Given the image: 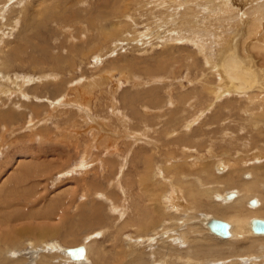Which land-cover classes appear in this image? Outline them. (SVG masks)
<instances>
[{
    "label": "rangeland",
    "instance_id": "1",
    "mask_svg": "<svg viewBox=\"0 0 264 264\" xmlns=\"http://www.w3.org/2000/svg\"><path fill=\"white\" fill-rule=\"evenodd\" d=\"M20 1L5 2L1 20L11 23L0 30V49L15 42L0 55V202L6 200L0 205L6 226L0 227V251L20 264H37L46 255L49 264H71L69 255V260L65 254L57 256L55 244L63 250L91 247L86 264H129L137 256L135 250L146 257L144 264H264V254L241 256L230 247L222 248L226 256L208 255L216 259L176 261L186 254L179 236L164 244V235L142 238L134 227L140 215L147 217L145 187L160 193L157 188L164 181L156 176L158 167L183 166L187 160L182 147H172L176 136L183 137L180 144L185 145L214 143L212 151L207 149L212 157L207 154L202 160L209 165L220 160L218 165L224 167L243 159L264 163V116L254 131L259 132L254 150L245 152L237 143L233 145L239 150L218 146L232 141L221 132L236 134L242 125L248 127L240 111L251 100L223 97L228 88L216 67L227 36L243 20H252L256 33L244 37L245 46L259 48L264 70V18L253 20L264 14V0H27L17 5ZM12 5L18 7L10 14ZM20 6H26L25 14ZM247 9L255 12L247 14ZM110 32L116 36H106ZM206 86L211 87L210 97ZM91 89L85 105L79 94ZM184 94L190 96L183 99ZM256 104L260 107L264 100ZM173 154L177 157L171 158ZM192 157L184 170L194 172L201 164ZM149 175L157 185L141 182ZM129 199L133 204L127 219ZM247 207L252 211L249 220L261 218L253 211L259 204ZM197 222L206 236L213 235L204 219ZM41 230L47 234L39 235ZM212 237L214 246L221 243ZM164 245L179 248L181 254L171 251L166 262ZM4 258L0 256V264H9Z\"/></svg>",
    "mask_w": 264,
    "mask_h": 264
},
{
    "label": "bare ground",
    "instance_id": "2",
    "mask_svg": "<svg viewBox=\"0 0 264 264\" xmlns=\"http://www.w3.org/2000/svg\"><path fill=\"white\" fill-rule=\"evenodd\" d=\"M6 1L7 0H0V30L2 28H5V26H7V24L11 23V19L7 24L2 22V20H1L3 13H4V9L7 8V7L5 8V5H4ZM26 1L27 0H21L20 2H18L17 5H20V4L22 5V3L26 2ZM178 4H180V3H178ZM17 5H12V8L10 9V14L16 12L13 9H16L18 7ZM190 5H192V4H190ZM19 8H22L21 14H23V13L25 14L26 6H20ZM8 11H5V12H8ZM247 11H248L247 14H249L250 12H252V13L255 12L254 10H250V9L249 10L247 9ZM262 11H264V8L262 9ZM6 15H8V14H6ZM243 15H245V14H243ZM262 15H264V14H262ZM262 15H258V16L255 15L256 17L253 20L260 22L261 20H259V19L264 18ZM6 18L8 19L9 17H6ZM71 18H74V17H71ZM242 22L243 23L240 26H237L236 30L233 32L231 37L227 36V39H225L226 42L224 43L225 46H222L219 49V51L217 53V61H216L217 66L216 67L218 69L219 74L223 77L222 79L225 80V82L227 84V88H228V90H226V87H225V89L222 88L223 92H224L223 97L232 96V95H234V96L240 95V96H238V98L241 97V98H246V99L251 100V102H250L251 105L247 106L243 110L241 109V111H240L242 114L245 115V116H242V118H245V117L248 118L247 119L248 124H246V125H248V127H245L242 125L236 134H234L233 132H231L229 130H227L223 133L221 132L222 135H225L224 136L225 138H226V134L228 136L230 135V138L232 141H230V143H219L218 146L221 147V150H225L228 148L229 149L231 148L234 150H239L238 147L233 145V143H237V144L241 145V149H244L243 151L250 152V151L254 150L255 147L259 146V144H258L259 142L257 141V137L259 136V132L256 135H254V131L259 130V126L263 125L262 122H263V116H264V113H263L264 112V104L259 107L256 104V101L260 98L264 100V70L262 69V66H261V63H262L261 60L262 59L259 60V58H258L259 55L257 54L259 52L258 51L259 48L252 45L250 50H249L248 46H245L244 37L246 36V38L248 39L249 35H251L252 32L256 33V32H254L255 30H252V28H253L252 20L249 23H248V21L244 22V20ZM244 26H246V27H244ZM263 26H262V29H263ZM240 27H242V30L240 29ZM238 28L240 29L239 31H238ZM95 32H96V30H95ZM111 32H113V31H111ZM111 32L106 34V36H109L110 34H112ZM102 33H106V31H103ZM113 36H116V35H113ZM83 40H85V39H83ZM222 41L223 40L221 39V42ZM14 43L15 42H13V43L9 42L4 47H2V49H0V53H1L0 55L3 56V54L6 53V51L3 50V48H9V47H11L12 44L14 45ZM25 48L27 50L28 45H25ZM13 50L15 51L14 47H13ZM86 50H85V52H86ZM256 51H258V52H256ZM248 52L251 55H249ZM82 53H84V52H82ZM215 55H216V53H215ZM84 56L86 57L87 54ZM17 57L18 56H16L15 59H17ZM15 59L13 58V61ZM10 62H11V60L9 59V61L5 64H9ZM216 62H213L214 63L213 64V70H216V67H215ZM5 64L2 66H5ZM131 79L132 78H128L127 81L131 80ZM96 82L99 83L98 81H96ZM97 83H96V85H97ZM95 87H93V88H95ZM19 90H21V89H19ZM210 90H211L210 86H206V90H204V92L207 93V95L209 97H210ZM91 92H92V89H91V91L87 90L85 93L79 94V97L81 99L84 98L86 100L84 102L85 105L89 104L88 97L91 96V94H92ZM189 96H190V94H186V95L184 94V96H181V97L183 99H186ZM87 101H88V104H87ZM247 102H248V100H247ZM226 108H229V106H226ZM212 109H213V106H211L209 109H207V111L212 110ZM201 115H203V113ZM14 117H15V115H14ZM214 119H216V118H214ZM8 130H9L8 128H4L5 132H7ZM183 139H184L183 137L176 136L173 138V141H171V142H173L172 147H179L180 146L183 148V149H181L182 153L183 154L185 153V155L183 157L185 159H187L185 161V163L183 164V166L176 165L175 167L168 168V167H165V165H164L162 168L158 167L156 176H160L159 178H161L164 181V182H161L162 184L159 183V186L157 188V192H160V193L153 192L152 187H145L146 192H145V197L143 198V202L146 204H145V211L143 213V216H147V217H141V215H140V221L138 223L135 222L136 226H134L137 229V231L140 230V232H141V235L139 237H142V238L148 237L149 238V235H151V236L154 235L155 237L157 235H164L167 239L164 241V244H167V241H169L168 239H171V241L174 240V239H172L173 238L172 235L179 236L180 237L179 241L183 240V242H184L182 247L184 246L186 248V254H184V256H181L182 258L178 257V256L175 258H176V261L177 260L182 261L184 258H187L188 260L185 259L186 262H184V263H188L190 261L195 262V261L206 260V259H216V258H208V255H211V256L221 255L222 257H223V255L226 256V254L223 253L224 251L222 252V250H223L222 248H227V247H230L231 249H233V251L235 253H237L238 255H241V256L264 254V235H256L253 233H251L252 236L250 235V231H251L250 222H251V220H253V219L264 220V163H261L259 165H254V164H251L250 161L248 163L247 159H243L241 162L225 164V166L228 168L227 173H226V171H224L225 166L222 167V166L218 165L222 162L220 160L217 162L215 161L213 164H210V165L207 164V162H205V161L202 162V160H205V157L207 154H209L210 158L212 157L211 153L207 149H211L210 151H212L214 149L212 147L215 146L214 143L209 145V147H211V148H209L207 146L204 147L202 144H196V143L186 144V145L180 144L181 140H183ZM218 146L216 145L217 148H218ZM164 147L168 148V145H165ZM203 151H204V153H203ZM177 154H173L174 156L173 155H170V156H171V158H175V157H177ZM256 154H258V153H256ZM192 155L196 156V160L193 163L197 164L198 160L201 163L200 165H198V167L194 168V170H195L194 172L191 170H184L186 167H189V166H186L187 162L189 163L188 160H190V161L194 160ZM260 156L257 158H261ZM223 158H225V157H223ZM228 159H230V158H228ZM22 162L23 161H18L16 163L22 164ZM108 162L109 161H107V163ZM254 162H255V160H254ZM179 165H181V164H179ZM192 166H194V165H191V167ZM20 167L23 168V164L20 165ZM163 170L167 171V173H169V172H171V173L173 172V173L168 175V174H165ZM21 172H27V170L24 171V169H22ZM222 172H225V173H222ZM163 175L168 177L169 181H165V178ZM3 180H2V182H0V186L3 183ZM143 180L145 181L144 182L145 186H146V184H147V186H152V185H157V183H158V181L153 179L152 175L144 177L141 180V182ZM6 184H8L7 181L4 183V185H6ZM233 189H237L239 194L237 192L235 194H231L232 195L231 198H228L229 193H227V194L225 193V196L222 195L223 192H226L227 190H233ZM1 191H2V188H0V194H1ZM126 197H128V194L125 195V200H127ZM253 198H259L260 203ZM252 199L255 201V205H254L255 207L258 206V204H259V207L253 211L254 212L259 211L258 213H255V214H258L261 218H253V219L249 220V216L251 215V213H249V212H252V211H250L248 209L247 204L250 207V203H251ZM106 200L108 201V199H106ZM5 201L6 200L0 202V205ZM132 202L133 201L131 199H129L127 209L126 210L124 209L125 214L127 212V219H129V217L131 218L129 211L132 210V207L130 206L133 204ZM8 204H9V201H8ZM11 205H12V203H11ZM113 206H115V205H113ZM118 208L116 207L115 210L118 211ZM251 208H253V207H251ZM93 209H96V208H93ZM83 214H85V213H83ZM83 214H81V215H83ZM125 217H126V215H125ZM85 218H86V216H83V219H85ZM2 219L3 218H1V220ZM199 219H204L205 223L207 222V225L211 220H219V221L223 220L222 222H225L229 225V237L223 239V238H220L219 236H216L213 234L217 239L219 238V240L220 239L222 240L221 243H219V244L215 243L216 246H214L210 240H212L213 242H215L216 240L213 239V237H212L213 235L209 236V237L206 236L205 229L202 227V225H199L197 222ZM1 220H0V227H2V228L6 227L5 223ZM97 222H98V220H97ZM97 222H95V223H97ZM126 225L127 224H125V227H126ZM130 226L132 228V225H129L128 230H130ZM85 227H86V225H85ZM179 230L181 231L180 233L178 232ZM22 231L18 230L17 234L24 235L25 233H23ZM27 231H29V230H27ZM32 231H33V229H32ZM248 231H249V233H248ZM13 234H14V232H13ZM45 234H47V231H44V230H41V234L39 233V235H45ZM235 234H237V236L235 237V239H232V238H234ZM155 237H153V238H155ZM229 239H232V240H229ZM13 240H16V239L13 238ZM73 241L74 240H72V242H71L72 244L75 243ZM169 243H170V241H169ZM245 243H248V244H245ZM19 245H20V243H18L16 245L15 249ZM53 246H55L54 250H56L58 252L57 256H60V254H65V256L67 255L65 259L69 260L67 258L69 256L66 253V250H63L62 248L58 247L57 244H55ZM159 247L161 248V246H159ZM162 248L167 249V255H166L167 259H165L166 262H168V260L170 261L169 257L171 255V251L177 250V253L181 254V252L178 251L179 248H173V247H170V245L169 246L164 245ZM62 252H64V253H62ZM141 252H140V250L139 251L135 250V254L137 255L135 258L130 256V255H132V253H131L129 255V257H132V259L129 261V264H144L143 262L144 261L146 262V257H143L144 255H142ZM168 252H170V254ZM8 253L9 252L0 251V256L2 258H4L5 256L7 257ZM90 253H91V247L84 246L83 257L81 259H74L73 262L70 261L71 264H86L87 262H89V259H90L89 254ZM161 253L164 254V252H161ZM46 256H43L42 260H39V261L37 260L36 261L37 264H49L48 259H47L48 262L45 261ZM7 258H4V259L6 261H8L9 264L11 262H13L12 264H20V263H17L19 261L16 258H13V261H10V260H12L11 258H9V257H7ZM219 258H221V257H219ZM113 259H114V261H117V259H118V262L120 261V258L113 257ZM196 259H198V260H196ZM98 261H99L98 262V264H99L101 261L100 260H98ZM4 263H6V262L4 261ZM101 264H106V263L101 262ZM118 264H124V263H118Z\"/></svg>",
    "mask_w": 264,
    "mask_h": 264
},
{
    "label": "water",
    "instance_id": "3",
    "mask_svg": "<svg viewBox=\"0 0 264 264\" xmlns=\"http://www.w3.org/2000/svg\"><path fill=\"white\" fill-rule=\"evenodd\" d=\"M232 195L229 194L228 198H231ZM251 206L255 205V201L252 200L250 203ZM208 230L220 238H228L229 237V225L225 222L219 221V220H211L208 225ZM250 229L253 234L256 235H264V220H257L253 219L250 222ZM66 253L72 258V259H81L84 255V247L83 246H77L74 248H68L66 249Z\"/></svg>",
    "mask_w": 264,
    "mask_h": 264
}]
</instances>
